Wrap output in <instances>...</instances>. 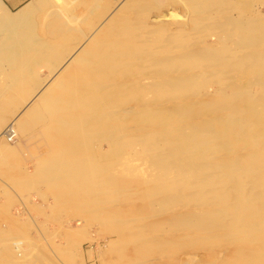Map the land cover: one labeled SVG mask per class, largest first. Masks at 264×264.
<instances>
[{
  "label": "bare ground",
  "instance_id": "1",
  "mask_svg": "<svg viewBox=\"0 0 264 264\" xmlns=\"http://www.w3.org/2000/svg\"><path fill=\"white\" fill-rule=\"evenodd\" d=\"M189 1L203 13L233 4ZM149 2L156 1L115 0L109 14L103 7L96 16L91 12L90 29L70 46L64 24L50 26L57 37L40 34V25L32 23L38 20L33 2L13 12L0 0V70L9 66V94L0 103V169L16 162L19 147L30 142L37 166L18 185L30 191L45 184L54 210L84 217L79 227H65L72 242L94 221L118 237L111 246L133 243L135 255L172 248L177 237L189 245L233 247L223 259L211 257V264H264V22L218 19L220 41L195 46L194 30L148 24L140 5ZM227 29L236 33L223 34ZM226 37L237 41L231 45ZM37 67L48 77L40 79ZM229 71H245L246 81L227 84ZM212 82L219 86L214 94L207 92ZM10 126L17 134L14 147L2 136ZM127 156L140 157L148 168L131 165ZM135 194L148 201V214L121 207ZM162 215L148 228L168 232L136 230V224Z\"/></svg>",
  "mask_w": 264,
  "mask_h": 264
},
{
  "label": "rangeland",
  "instance_id": "2",
  "mask_svg": "<svg viewBox=\"0 0 264 264\" xmlns=\"http://www.w3.org/2000/svg\"><path fill=\"white\" fill-rule=\"evenodd\" d=\"M88 1L89 0H68V1L65 0L63 2L62 0L61 2V0L60 1L59 0L57 1L56 0L55 1L54 0L53 1L51 0H32L31 2L35 4V7H34L35 10L33 11L34 17L38 19L37 21L32 22V23L40 25L39 26L40 34L42 35L48 34V36H50L52 32L55 34L56 37L59 31L58 30L53 31V28L51 27L54 25L55 29H58V27L56 28V26H59L60 23L64 24L65 27L67 28H64V31L62 32V36L64 34V36L67 37L66 42H68V44H71L70 46H73L75 44V41H77V37H82L90 29L89 25L92 24V21H93L92 18L93 17L95 18V16L100 13L101 7H103L104 12L106 14H109V11H108L109 9L108 7H110L109 4L110 2L114 3L115 0H103V1L102 0L101 1L91 0L89 3L93 5H89V3L87 4ZM155 1L156 2H153L152 4L149 2V3H146L145 5H140L141 7L144 8V16L142 18H144V20L148 24H152V25L166 24L168 25V28L172 31L176 29L183 30L185 28L182 32H184L185 30L188 32H191L192 30H194L192 31V34H195L196 32H198V34L196 33V35H194L193 38H191L190 40L191 42L194 43L195 46H196V42H197V46L199 45L200 40H203V42L201 41L200 45L201 44L202 45L204 44L205 45L207 44L215 45L216 43H218V41H220V39L218 40L219 37L216 36L217 32L218 33L219 31L224 32V30L222 31L221 29L218 30V26L221 23H223V22H218V19L227 20L229 18L233 20V23L234 22L236 23V21L238 22L240 21L241 23L242 19L243 21H246L247 19V22H250L252 20L264 22V0H221L224 3L230 2L233 4L232 6L230 5L219 6L221 10L220 13L208 12L210 13L209 15L207 12L203 13V12L196 11L194 9V6L191 4L189 0H155ZM180 1L186 5L182 4ZM65 2H66V5H64ZM58 6L59 8L62 7L61 9H64L65 12L64 11L58 12L61 10V9L59 10ZM64 6H66V8ZM96 6L97 8H95ZM56 7L57 9H55ZM89 7H91V9H88ZM86 8L88 9V11L85 12L84 9L87 10ZM186 8H188V10ZM79 10L82 14L84 13L83 14L84 17L81 13L78 12ZM13 12H17V11H13ZM74 12H76V14ZM91 12H94L95 16L90 14ZM171 12L172 13L174 12L173 15ZM61 13L62 15H60ZM64 13L69 16H66V15L64 16ZM76 15L78 17L80 16L79 19ZM134 15H135V12H132V16ZM205 15L207 16L208 21L205 20L206 19ZM214 15H215V18H214ZM158 17H159V20H158ZM184 17L186 19H184ZM201 17L204 18L203 20L206 21V22L204 21L205 23H203V20L201 21L202 19ZM238 17L240 20L238 19ZM69 18H71V20H68ZM182 18L183 20H181ZM73 19L74 21H76L75 23L77 24L70 25L71 23H73L72 21ZM209 19L211 20L213 19V20L210 21ZM51 20L53 23L50 22ZM53 20H56V22ZM197 21L200 22L199 25H201V27H197L198 26ZM78 22H81L79 23L80 26ZM213 22H216V23H213ZM194 23L196 24L195 26H194ZM216 24L217 25L219 24V25L216 26ZM47 25L48 27H46ZM211 25L212 27H210ZM203 26L207 27V29L209 28L208 31L209 30L210 31L208 32L205 28H203ZM78 27H79V30H78ZM191 27L192 29H190ZM194 27H197L196 30L197 29L198 30L195 31ZM46 28L49 30L46 31L47 30ZM213 29L215 30L213 31ZM202 30L204 31L202 32ZM229 30L232 31L233 29H227L225 30L226 32L223 34H227V33L231 34L232 32L236 33V30H233L232 32L231 31L229 32ZM200 32L202 33L200 34ZM239 32L241 33V31ZM203 34L207 35L206 36L207 38ZM202 35H203L202 37L203 39H200V36ZM194 37H196L197 39ZM204 37L207 40V42L206 40H204ZM215 39L217 41H215ZM225 39H227L226 41L231 45H234L235 42L233 41H237V37H233L232 39L230 37L229 40H231L232 42L229 41L227 37ZM194 45L191 44V46H194ZM8 68L9 66H4V68L0 70V79H2L0 81V103H1V100L3 98H6L9 94L8 88H7V74H6V72L8 71ZM36 70L39 73L40 79H45L49 75L48 71L42 67L41 68L37 67ZM244 72L245 71H241V72L229 71L230 75L228 74V76H225L224 79L227 80V84L229 85L233 84V82L234 83L237 82L239 79L242 80L241 82H244L246 81V77H244L245 76ZM210 84L212 88L208 87L207 92L214 94V91L218 89L219 86L217 85V83L213 84V82ZM26 102L27 101H24L22 107L19 110H17L16 113H18L26 105ZM9 118L11 119V115ZM30 135L32 134L30 133L29 136ZM6 144L8 146L14 147L12 143H6ZM29 144H26L27 146L25 147L24 146L19 147L18 156L16 157V162H6L7 165L4 164L0 169V232L2 233V234L0 233V240H1L0 241L1 242L0 243V255H1L0 264H10L11 262H12L11 264H126L127 262H135V263L138 262L139 264H156L155 263L156 261H157V264H179L181 262H182L181 264H185L184 262H187V260H189L188 261L189 263L187 262V264H207L209 262H210L209 264H211V261L213 259L211 257L215 256L216 258L223 259L224 256L226 257L227 254L231 250H233V247L231 246H219V247L213 246L212 247V246H203L200 244L199 245H194V244L189 245L190 241L185 240V238L184 239L181 238L180 240V238L173 236L175 239H179V240H175V244L173 245L174 247L171 246L172 248H170V246H162V247H159V249H152V250H148L143 253H140L138 255H135L134 254L135 245L133 243H131L130 245L127 244L128 247L126 246V244L111 246L110 242L115 239L117 240L118 237H116L114 233L108 232L106 228L102 227L103 225H101L98 222H94V221L91 223V226H89L90 228L87 229L86 235L84 234L85 236L82 239L78 240L77 242H72L68 240L67 233L69 229H66V228H71L72 226L73 228L79 227L81 223L78 220L84 219V217L73 210H66V209L54 210L52 208V206L55 204L54 202L55 200L53 199L54 195L50 191L49 187H47L45 184L38 183L36 187H34L33 189L30 188V191H29V188L23 190L18 185L19 183L18 181H20L21 179H24L27 175L28 176L31 175V173L34 172L37 166L36 164L38 161L37 159H35L36 157L34 156V158H32L33 156L29 154L30 153V149L28 148ZM130 154L133 155L132 153ZM139 158L140 157H136V156H133V157L127 156V159L130 160L129 163L131 165L136 166V167H141V168H148L147 165L143 164L142 161L139 160ZM11 171H14V172H11ZM15 171H18V172H15ZM9 186L12 188H10ZM120 203L123 209L125 208L129 210L130 212L133 211L136 216L146 215V213L148 214L147 212V210L149 209L148 201L143 200L137 194L129 196L126 200ZM50 207L52 211H55V212H52L51 209H49ZM28 216L29 217L31 216V217L29 218ZM162 216L154 217V218L150 217V220H146L144 223L136 224L135 225V227H137L136 230H138L139 232L145 231L146 233L154 234L155 236L168 232V230L157 231L155 229L148 228V226L151 227L155 225L157 221L166 218V215L165 216L162 215ZM54 217H56L57 219L56 218L54 219ZM32 220L34 221V224L36 226L32 223L33 222ZM10 223H13V224H10ZM37 227H39L40 229ZM11 233H14V235ZM5 234L7 236L4 237ZM12 235L13 237H10ZM11 238L12 239L14 238V239L12 240ZM4 240L6 241L4 242ZM12 241L13 242L15 241V242L13 243ZM185 242H188V243H185ZM181 246L182 247L184 246V247L182 248ZM225 247H227V249ZM61 249L63 250L65 249L66 251H63L65 253L59 252ZM122 249H124L125 252ZM166 250L170 252H166ZM6 251L8 252V254H5L7 253ZM117 251L119 252L117 253ZM130 251L132 254L130 253ZM163 252L165 253V255ZM194 252H195V255H193ZM10 254L11 255L14 254L13 258L14 260H17L18 262H13L14 260H12V258L10 257L11 256ZM183 254H186V255H183ZM18 255H20L21 257H18ZM139 256L141 257V259L139 258ZM191 256H192V259L190 258ZM3 257L4 259H2ZM181 257L184 259H182ZM153 258L155 259V261ZM156 258H158L159 260ZM6 259L8 261H6ZM152 259L154 262H151ZM110 260L112 263H109Z\"/></svg>",
  "mask_w": 264,
  "mask_h": 264
},
{
  "label": "crops",
  "instance_id": "3",
  "mask_svg": "<svg viewBox=\"0 0 264 264\" xmlns=\"http://www.w3.org/2000/svg\"><path fill=\"white\" fill-rule=\"evenodd\" d=\"M31 1L32 0H3L5 5L11 11H18L19 9L29 4Z\"/></svg>",
  "mask_w": 264,
  "mask_h": 264
},
{
  "label": "built area",
  "instance_id": "4",
  "mask_svg": "<svg viewBox=\"0 0 264 264\" xmlns=\"http://www.w3.org/2000/svg\"><path fill=\"white\" fill-rule=\"evenodd\" d=\"M9 143H14L17 139V134L12 126L8 127L2 135Z\"/></svg>",
  "mask_w": 264,
  "mask_h": 264
}]
</instances>
